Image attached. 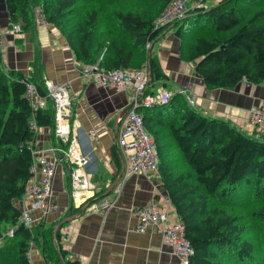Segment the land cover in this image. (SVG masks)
I'll return each mask as SVG.
<instances>
[{
    "label": "trees",
    "instance_id": "1",
    "mask_svg": "<svg viewBox=\"0 0 264 264\" xmlns=\"http://www.w3.org/2000/svg\"><path fill=\"white\" fill-rule=\"evenodd\" d=\"M171 1L5 0L9 27L33 28L40 16L66 36L83 66L99 59L105 70L138 71L147 65L146 94L167 78L145 45L172 26L179 40L192 33L182 54L196 62L195 73L208 88L264 82V0H220L209 10L201 5L154 29ZM3 69L0 64V235L17 225L14 201L30 178L36 137L31 124L52 136L55 126L40 66L29 75ZM27 84L44 100L43 108L32 109ZM153 109L157 115L142 114L143 127L153 138L163 190L192 248L189 264H264V138L201 115L179 93ZM31 239L41 241L46 264H78L64 262L58 231L43 223L32 231L17 225L0 247V264H29Z\"/></svg>",
    "mask_w": 264,
    "mask_h": 264
},
{
    "label": "crops",
    "instance_id": "2",
    "mask_svg": "<svg viewBox=\"0 0 264 264\" xmlns=\"http://www.w3.org/2000/svg\"><path fill=\"white\" fill-rule=\"evenodd\" d=\"M219 1L204 0L202 5L209 10ZM9 23L6 2L0 0V31L6 32ZM174 32L175 26L168 27L152 45V54L158 59L167 79L151 86L150 94L162 90L177 92L201 115L225 120L253 136L249 111L264 102V82L254 85L243 80L232 88H208L195 73L196 62L183 56V41ZM3 38L0 52L3 70L29 75L36 66H40L45 81L67 86L72 98L71 128L77 133L82 150L91 157L86 202L71 198L69 174H62L61 166L54 177V208L43 224L46 229L53 226L54 234L58 231L57 245L66 252L64 262L180 264L171 249L162 244L156 227L151 226L144 233L135 231L137 219L132 210L153 199L154 184L163 190L160 172L158 178L154 176L150 180L131 176L123 182L120 192H115L123 165V151L117 145L119 119L125 115L123 111L128 108L133 88L116 91L95 86L89 77L81 73L84 66L75 60L66 36L47 22L38 24L35 18L33 28L5 33ZM190 97L194 98L192 105L187 100ZM144 110L141 115L144 112L157 115L153 108ZM35 138L34 148L39 151L55 144L54 136L48 129H41ZM37 157L39 154L35 159ZM100 200L106 201L110 207L99 209L96 213L85 210L88 204ZM14 206L20 211L22 197L14 201ZM170 212H174L173 207ZM59 224L61 226L55 231ZM32 260L33 264H46L40 240L33 243Z\"/></svg>",
    "mask_w": 264,
    "mask_h": 264
},
{
    "label": "built area",
    "instance_id": "3",
    "mask_svg": "<svg viewBox=\"0 0 264 264\" xmlns=\"http://www.w3.org/2000/svg\"><path fill=\"white\" fill-rule=\"evenodd\" d=\"M204 0H172L160 15L154 20V29L164 27L183 19L186 14L196 7H200ZM37 23L44 21L40 16ZM12 31L18 32V25L12 26ZM5 32L0 31V52L4 42ZM153 44L146 43L145 47L150 50ZM0 62L2 59L0 57ZM100 59L96 64L85 65L81 73L89 77L98 88L114 89L116 91H127L133 88V93L128 99V108L125 115L119 119L120 129L117 145L123 151V165L120 183L115 188L119 193L123 182L131 176L144 177L150 180L159 176V155L151 136L143 127V118L140 109H151L155 106L166 105L177 92L162 90L156 94L145 93L149 82V68L144 66L138 71L129 69L105 70L99 67ZM46 97L52 102L54 108V139L55 144L47 150H32V163L30 167V178L22 195L23 206H21L17 225L32 231L40 223H44L49 211L54 208L53 181L58 167L61 172H68L71 184L70 196L73 200L86 202L89 190L88 171L91 157L86 154L78 141L77 133L70 125L72 98L65 84H55L45 81ZM26 96L32 109L43 108L44 100L39 97L35 87L27 84ZM192 105L194 98L187 99ZM252 134L255 138H264V102L259 107L249 111ZM34 134H39L40 129L31 124ZM39 154V157H35ZM49 154V155H48ZM154 184V183H153ZM153 199L142 207L132 210L137 219L135 231L144 233L149 227H156L161 237L162 244L171 249L180 264H189L192 248L185 237L184 226L175 212H170L171 204L164 190H159L154 184ZM110 205L100 200L92 202L85 210L96 213L99 209H108ZM15 225L0 235V241L12 238ZM34 241L28 242L26 256L29 264H33L32 249Z\"/></svg>",
    "mask_w": 264,
    "mask_h": 264
},
{
    "label": "rangeland",
    "instance_id": "4",
    "mask_svg": "<svg viewBox=\"0 0 264 264\" xmlns=\"http://www.w3.org/2000/svg\"><path fill=\"white\" fill-rule=\"evenodd\" d=\"M40 12V11H39ZM196 20H195V19ZM194 18H192V20H193V23L195 22V21H197V18L196 17H194ZM37 19L38 18H36V21H37ZM13 25H17V24H13ZM12 25V26H13ZM12 26L11 27H9L7 30H6V32L5 33H18V32H14V31H12L13 29H12ZM19 27V26H18ZM190 35H192V33H190V32H188L184 37H183V49H185L186 48V46L189 44V42L191 41V36ZM194 37V36H193ZM193 37H192V39H193ZM154 45V44H153ZM153 48H154V46H153ZM44 225V224H43ZM4 241H0V247H2L3 245H4Z\"/></svg>",
    "mask_w": 264,
    "mask_h": 264
},
{
    "label": "water",
    "instance_id": "5",
    "mask_svg": "<svg viewBox=\"0 0 264 264\" xmlns=\"http://www.w3.org/2000/svg\"><path fill=\"white\" fill-rule=\"evenodd\" d=\"M162 34H163V33H162ZM162 34H161V35H162ZM161 35H160V36H161ZM148 72H149V78H150V77H151L150 71H148ZM126 111H127V108L123 111V114L126 113ZM60 226H61V224H59L58 226H56L55 231H57V229H58Z\"/></svg>",
    "mask_w": 264,
    "mask_h": 264
},
{
    "label": "bare ground",
    "instance_id": "6",
    "mask_svg": "<svg viewBox=\"0 0 264 264\" xmlns=\"http://www.w3.org/2000/svg\"><path fill=\"white\" fill-rule=\"evenodd\" d=\"M36 139V138H35Z\"/></svg>",
    "mask_w": 264,
    "mask_h": 264
}]
</instances>
